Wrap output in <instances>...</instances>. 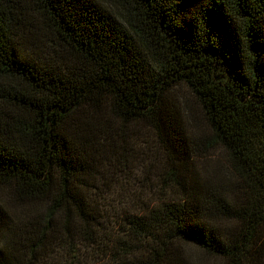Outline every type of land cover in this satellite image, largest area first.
<instances>
[{
  "label": "trees",
  "instance_id": "1",
  "mask_svg": "<svg viewBox=\"0 0 264 264\" xmlns=\"http://www.w3.org/2000/svg\"><path fill=\"white\" fill-rule=\"evenodd\" d=\"M0 264H264V0H0Z\"/></svg>",
  "mask_w": 264,
  "mask_h": 264
},
{
  "label": "rangeland",
  "instance_id": "2",
  "mask_svg": "<svg viewBox=\"0 0 264 264\" xmlns=\"http://www.w3.org/2000/svg\"><path fill=\"white\" fill-rule=\"evenodd\" d=\"M140 148H146V146H140Z\"/></svg>",
  "mask_w": 264,
  "mask_h": 264
}]
</instances>
